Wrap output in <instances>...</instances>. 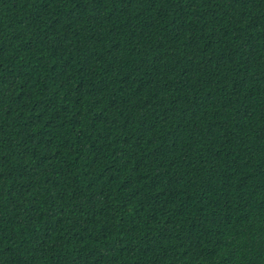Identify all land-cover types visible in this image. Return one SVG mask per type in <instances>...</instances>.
Wrapping results in <instances>:
<instances>
[{
	"label": "trees",
	"instance_id": "1",
	"mask_svg": "<svg viewBox=\"0 0 264 264\" xmlns=\"http://www.w3.org/2000/svg\"><path fill=\"white\" fill-rule=\"evenodd\" d=\"M0 264H264V0H0Z\"/></svg>",
	"mask_w": 264,
	"mask_h": 264
}]
</instances>
